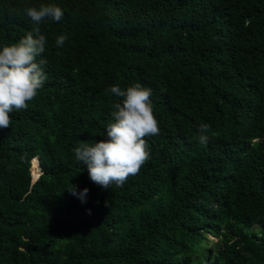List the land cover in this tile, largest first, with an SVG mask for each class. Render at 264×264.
<instances>
[{"label":"trees","instance_id":"1","mask_svg":"<svg viewBox=\"0 0 264 264\" xmlns=\"http://www.w3.org/2000/svg\"><path fill=\"white\" fill-rule=\"evenodd\" d=\"M41 4L64 17L39 25L43 87L0 128V264H264V0H0V45ZM134 82L160 133L103 188L74 148L106 139L107 89Z\"/></svg>","mask_w":264,"mask_h":264},{"label":"clouds","instance_id":"2","mask_svg":"<svg viewBox=\"0 0 264 264\" xmlns=\"http://www.w3.org/2000/svg\"><path fill=\"white\" fill-rule=\"evenodd\" d=\"M24 13L35 27L15 43L0 45V128L11 127L10 113L26 110L43 87L46 59H39L45 52L46 38L39 25L46 18L59 22L64 17L55 4L25 7ZM66 37L58 36L55 43L62 46ZM108 92L119 98L112 105V121L106 126V139L99 142H82L74 148L76 161L86 164L92 182L103 188L113 184L121 187L129 176L139 173L149 160L150 153L145 137L159 135L158 121L153 114L151 89L139 82L126 89L113 85ZM208 124L198 127L197 140L201 145L209 142ZM69 193L83 202L88 189L77 192L76 186L67 188Z\"/></svg>","mask_w":264,"mask_h":264},{"label":"rangeland","instance_id":"3","mask_svg":"<svg viewBox=\"0 0 264 264\" xmlns=\"http://www.w3.org/2000/svg\"><path fill=\"white\" fill-rule=\"evenodd\" d=\"M39 160V159H38ZM33 166H34V171H35V174H36V176H38L39 175V164H38V166H35L34 164H33ZM254 228L256 229L257 228V226H254ZM218 241V237H216V236H214V235H208V237H207V239H206V242H207V244H208V248L209 249H211L212 247H213V245H214V243H216Z\"/></svg>","mask_w":264,"mask_h":264},{"label":"bare ground","instance_id":"4","mask_svg":"<svg viewBox=\"0 0 264 264\" xmlns=\"http://www.w3.org/2000/svg\"><path fill=\"white\" fill-rule=\"evenodd\" d=\"M38 158H35L34 160H33V164L35 165V166H38Z\"/></svg>","mask_w":264,"mask_h":264},{"label":"water","instance_id":"5","mask_svg":"<svg viewBox=\"0 0 264 264\" xmlns=\"http://www.w3.org/2000/svg\"><path fill=\"white\" fill-rule=\"evenodd\" d=\"M38 164H39V161H38ZM41 171V170H40ZM41 173V172H40ZM37 177H34V175H33V180H35Z\"/></svg>","mask_w":264,"mask_h":264}]
</instances>
